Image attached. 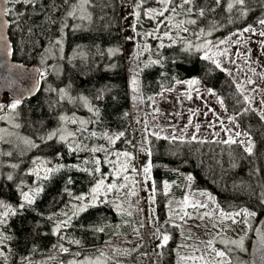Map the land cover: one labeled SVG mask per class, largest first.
Returning a JSON list of instances; mask_svg holds the SVG:
<instances>
[{
    "label": "trees",
    "instance_id": "obj_1",
    "mask_svg": "<svg viewBox=\"0 0 264 264\" xmlns=\"http://www.w3.org/2000/svg\"><path fill=\"white\" fill-rule=\"evenodd\" d=\"M72 2L78 3V0ZM129 2L135 3L134 0ZM229 2L234 3V0H221L219 6L214 0H193L192 5L178 7L175 14L165 13L170 20L157 18L162 21L158 35L163 36L167 31L172 37L171 40L167 36L161 41L136 35L142 87L140 111L154 113L155 95L173 89L177 80L192 78L202 81L215 91L224 101L227 113L234 114V121L252 138L255 147L253 153L248 154L243 151L242 146L218 143L220 140H173L151 133L147 135L157 188L162 189L163 181H171L175 196L185 192L209 193L214 197L216 206L224 212L235 214L242 209H248L256 213L255 216H248L251 229L244 237L247 249L243 252L233 244L215 243L227 255L218 264H241V261L249 264L252 233L264 216V203L261 202V194L264 193V120L248 107L249 97L235 80L223 69L216 68L212 60H203L202 57L210 46L219 44L230 35L255 26L259 20L264 19V0H246L245 6L234 4L231 12L227 9ZM52 3L53 0H39V4L46 5L44 11H41L39 4L35 8L15 5L18 11L24 13L18 23L15 21V12L7 16L10 20L9 35L13 44V58L26 64L38 65L45 72V76H40L41 88L38 94L22 102L16 109L20 131L31 137L39 147L22 156L16 150L10 151L9 144H1L3 152L0 150V199L16 206L19 201L17 185L21 181L32 187L40 184L45 190L31 208L22 214L9 217L7 223L0 226V232L12 237L0 244V251L5 253L4 257H0V264H39L41 258L48 256L67 263L96 255L107 259L108 264H148V245L145 241L132 244L124 239L112 242L108 240L109 224L119 219L113 203L101 204L95 209L74 216L69 226H61L56 231L57 223L68 218L63 213L71 215L72 205L79 203L63 192L67 178L71 176L74 180L72 185H68L73 195H81L89 193L93 186L94 179L91 175L75 168H65L48 181H37L28 174L33 167L34 156L51 161L49 167L63 163L91 170L94 167L91 161L99 159L102 173L106 175L112 169L111 165L104 163V152L92 153L84 150L71 153L67 144H62L56 137L52 141H41V136L59 127V115L67 112L66 101L60 100L57 93L47 91L49 85L53 88L69 86L73 93L86 96L93 108L99 109V117L87 109L84 110L86 121L92 122L85 126L87 131L77 132L78 137L69 143H81L88 148L104 146L109 149L108 159L111 160H116L114 153L117 151H128L134 155L137 146L133 123L137 116L132 118L136 106L129 98L120 13L127 3L122 6L118 0H93L89 6L92 17L90 21L68 17L66 22L70 26L79 25V28L64 30L62 54L49 41L60 38L59 24L70 9L61 0H55L58 10L51 11ZM9 7L13 5L9 4ZM143 7L159 9L161 5L158 0H146ZM187 7L193 8L192 13L185 11ZM241 7L246 8L247 15L240 14ZM201 8L206 10L204 17L198 15ZM49 16L55 18L57 23H50L47 19ZM191 19L197 20V24L184 23L180 29L174 27L180 21ZM156 24L157 20H149L142 14L136 31H152ZM29 27L31 32L27 30ZM185 27L189 31L184 32L182 29ZM201 29L204 30L203 35H200ZM209 31L211 35H208ZM208 41L211 44L207 48L196 51L197 45H204ZM161 42L165 47H159ZM187 43H191L193 48L185 52ZM144 44L150 46V51L146 54L140 51ZM53 46L55 55L49 57L46 50ZM109 48L118 51L110 55ZM61 55L64 59H60ZM41 57L45 58L44 62ZM156 59L161 63L145 67L148 61ZM54 67L56 71L53 70ZM57 71L59 75L56 74ZM97 93L101 94V99L95 98ZM120 131L125 135L115 145L102 138L103 133L111 135ZM91 132H96L97 135L90 136ZM141 137L140 135L139 138ZM57 152L62 154V158L56 155ZM85 160L90 163L84 164ZM133 161L135 163V159ZM13 164L18 167L12 168ZM8 174L13 175L12 181L7 180ZM189 175L193 177L191 181L187 179ZM159 195L158 191V216L159 221L163 222L166 217V204ZM50 216L51 220L48 219ZM208 216L203 214L201 221L204 222ZM163 229L171 230L173 237L167 245L161 247L162 253L159 257L152 251V255L155 254L153 264H176L179 253L175 237L179 227L165 222L159 228ZM192 236L196 237L193 233Z\"/></svg>",
    "mask_w": 264,
    "mask_h": 264
},
{
    "label": "rangeland",
    "instance_id": "obj_2",
    "mask_svg": "<svg viewBox=\"0 0 264 264\" xmlns=\"http://www.w3.org/2000/svg\"><path fill=\"white\" fill-rule=\"evenodd\" d=\"M129 1L130 0H118L119 4L122 6L127 3V5L121 9L120 13L130 91L129 98L134 106H136L133 115L135 117L137 116L133 120L137 146H135L134 155H132L135 160L137 157L138 164L136 165L132 160V165L139 169L149 159L151 160V157L140 150L141 147L150 149L147 137L148 133L166 136L169 139L175 136L176 139L220 141L226 140L229 135H232L238 141H248L249 139L252 141V138H250L234 121L233 117L235 115L227 113L224 103H220L222 100L221 97L215 91H213L215 95L210 94L208 91L209 87L202 81L193 85L184 82L192 78L177 83L173 89L164 90L160 94L155 95L153 97V103L156 107L155 112L151 114H142L140 111V102L142 98L141 75L137 58L139 56V49L137 48L136 33L132 30V25L136 23V21L134 16L130 15L135 8V3ZM87 11L90 12V7H88ZM78 16L79 13L77 14V17ZM248 28L250 29L249 31L243 30L234 33L225 38L223 43L220 42L219 44L210 46L206 52L212 57V61L216 60L220 63V68L226 71L235 80L246 96L249 97L248 107L252 108L261 116L264 114V35H260V33L264 32V25L258 23ZM129 36L133 37V39L127 40L126 37ZM54 47L55 46L51 47V52L48 53L49 57L55 55ZM57 47L59 48V46ZM140 51L142 54L148 52L142 51V46ZM58 53L61 54L59 51ZM133 76L138 80V88L135 92L132 90L131 84ZM13 101V99L8 97L0 103V105H3V108L0 109V117H3V119H0V150L3 152L1 144H9L11 147L9 148L10 151L16 150L19 152L18 154L24 156L28 155L34 148L25 144L22 138L30 139L34 143L35 141L21 132L19 127H16V125H19L16 110L13 111L8 107ZM85 108L87 109L86 106ZM143 115H145L144 121H142ZM139 116L141 118H139ZM81 120H86V118L81 117ZM197 126H199L198 131ZM59 127L67 129L68 125L67 123L61 122ZM236 132H240L241 135L235 137ZM140 135L142 136L141 138H139ZM193 136H195L196 139H192ZM56 138L59 139L58 136ZM5 153L7 154L9 152ZM37 158L44 161L43 158L38 156H34L32 161ZM38 166L39 164H33L32 169ZM125 174L131 178L127 181L129 187L121 188L118 191L114 190L108 193L106 197H102L107 201H112L115 208L116 205H120L119 210L116 208L119 219L109 224L108 240L112 242L124 239L132 244H138L142 240L145 241L150 246V264H153L154 255H152L151 248L153 249L152 246L155 242L152 237H156L157 234L156 232L151 233L150 226H155L160 223L157 207V192H160L159 196L166 204L165 222L173 224L180 219L181 225H183L185 222L183 220L188 218V214H185V210L180 216L177 214V208L183 207L182 201H180L181 198L174 194L173 182L167 181L171 186L167 195L164 194L163 186L162 189L156 187L153 202L150 199V197L153 196L152 187L155 182L152 170L147 182H145L142 172L132 173L131 170H129ZM106 176L108 177L106 182H115L118 185L126 183L122 178L119 180L115 178L113 169H111ZM132 180H135L134 185ZM132 187H135L137 194L127 195ZM209 195L212 199L208 198ZM190 198L192 199V204L203 203L207 205V207H192L191 231L196 236H192V261L185 260L183 257L179 258L178 255L176 257V264H218L221 260L225 259L227 255L225 254L224 257L217 256L216 252L223 250L215 246V243L223 242L231 244L230 241L245 237L251 229L248 217L243 215L235 216V214H233L237 221L233 223L231 219L221 215V212L224 211L216 206L214 197L209 193H204V195L190 194ZM205 213L209 216L202 222L200 217ZM170 218H172V220ZM245 220H247V223H245ZM202 224H204V227L206 226L213 230L209 229L210 231L208 230L205 234H199L204 228L201 227ZM184 225L189 227L186 224ZM140 235H143L142 239L137 238ZM209 241H211L210 245L208 243ZM239 249L242 252L247 249L245 238L243 249ZM154 250L159 252L161 251V247L158 249L154 247ZM185 251L186 250L182 251L180 256H183ZM146 259L148 262V257H146ZM38 263L108 264V261L104 257L96 255L86 256L83 259L72 260L65 263L63 261H58L52 256H48L41 258ZM240 263L245 264L243 261Z\"/></svg>",
    "mask_w": 264,
    "mask_h": 264
},
{
    "label": "snow or ice",
    "instance_id": "obj_3",
    "mask_svg": "<svg viewBox=\"0 0 264 264\" xmlns=\"http://www.w3.org/2000/svg\"><path fill=\"white\" fill-rule=\"evenodd\" d=\"M93 0H78V3H73L72 0H61V3L64 5L68 6V9L66 12V16L64 17L63 21L59 24V32H60V38L59 39H55L54 41H49L50 45H55V46H59V52L62 54L64 52V30L65 29H71V30H75L76 28H79V25L76 26H70L66 21L68 17H72V18H77V14L79 13L78 18L80 20H91V13L87 11L88 7L92 4ZM135 2V8L133 10L132 13H130V15L134 16L136 23H134L132 25V30L133 32L136 33L137 36L143 35V37L145 39H147L148 37H152L153 39H158V40H163L164 36H167L170 40L172 39V37L169 35V33L167 31H165L163 33V36L158 35V33L160 32L161 28V20H158L157 18H163V20H170V17L165 16V13L167 12H171L173 14L176 13L177 8H185V6L187 5H192L193 4V0H180L179 3H177V0H158L159 4L161 5V7L159 9L156 8H144L143 5L146 2V0H134ZM214 3L219 6L221 3V0H214ZM4 4H11L13 5V7H6V6H2ZM25 5V6H31L33 8H35L38 4H39V0H0V29H2L4 26L8 25V21L4 19V17L8 16L9 14L15 12V21L18 23L20 18L24 15L23 12L18 11L15 8V5ZM235 5H240V6H245L246 5V0H234L233 2H229L227 4V9L229 12H231L233 10V7ZM39 7L41 9V11H44L46 8V5L43 4H39ZM58 10L57 5L55 3V0H53V3L51 5V11H56ZM214 11V9H209ZM185 11L187 13H192L193 8L192 7H187L185 9ZM144 15L145 17H147L149 20H157V24L156 27L152 29V31H146L144 33H140L136 31V27L138 22L141 19V15ZM206 14V10L204 8L199 9L198 15L201 17H204ZM240 14L241 15H247V10L245 7H241L240 8ZM48 21L52 24H56L57 21L55 18H53L52 16L47 17ZM192 24L195 25L197 24V20L195 19H191V20H187V21H180L177 24L174 25V27H176L177 29H180L181 26L184 24ZM259 23L261 25H264V19L259 20ZM29 32L32 31L31 27H29L27 29ZM184 32L189 31L188 28H183L182 29ZM249 28H245L244 31H249ZM204 34V30L201 29L200 30V35ZM208 35H211V31L208 32ZM260 35H264V32L260 33ZM6 39V37L3 34H0V41H4ZM127 40H132L133 37L129 36L126 37ZM224 41H221V43H223ZM173 43H175V41H173ZM211 44V41L206 42L204 45H197L196 46V51H202L205 48L208 47V45ZM169 47L171 45H168ZM160 48L165 47V45L161 42L159 44ZM193 48V45L191 43H187L184 51L188 52ZM9 54H11V48L9 47L8 49ZM46 51H48L49 53L51 52V48L47 49ZM118 51V49H114V48H109L108 52L110 55H114L116 52ZM142 51H150V46L147 44H144L142 46ZM138 58V57H137ZM60 59H64V56L61 55ZM73 59H75V57H73ZM203 60H211L212 57H210L208 55V53L205 51L203 57ZM42 62H44L45 58L41 57ZM216 68H220L221 65L218 61L213 60L212 61ZM161 61L159 59L156 60H150L148 61L147 64H145V67H148L151 64H160ZM54 71H56L55 67L53 69ZM57 75H59V72H56ZM40 76L41 78H43L45 76V72H40ZM182 81L177 80V83H181ZM186 83H188L189 85H193V84H197L199 83L198 80L196 79H190L188 81H184ZM39 83V82H37ZM132 90L135 92L137 91L138 88V80L136 79L135 76H133L132 81ZM38 91V88H33L30 90L31 94H35V92ZM47 91L49 92H54L57 93L59 96L60 100H67L70 103H76L77 100L82 101L83 105L86 106L89 110V112H93L95 114L96 117H99L100 113H99V109H94L92 104L89 102L88 98L86 96H79V97H73L71 95H69L68 91L66 88H53L51 85H49V88L47 89ZM209 93L212 95H215V93L213 92V90L211 88L208 89ZM96 99H101L102 96L100 93H97ZM245 99H247V97H245ZM221 104L224 103L223 100L220 101ZM21 104V99L17 98L15 99L8 107L15 111L18 106ZM3 108V105H0V109ZM18 115V113H17ZM0 119H3V117H0ZM232 119V118H230ZM261 119L264 120V114L261 115ZM58 120L60 122H64V123H72V124H79L80 128H78L76 131H68L66 128H61V127H56L53 130L49 131L46 133L45 136H41L40 139L42 142H47V141H52L55 137H59V141L62 144H67L68 147V151L71 153H78L80 151H90L92 153H97V152H104L105 153V160L104 163H107L109 165L112 166L113 169V174L115 176V178L117 180L119 179H123L126 183L123 184H117L115 182H106V180L108 179V177L101 172V160L99 159H93L91 161V163L94 165V167L90 170L87 167L81 168L79 165H65L63 163H56L54 166L49 167L48 165L51 164V161H42L39 160V158L35 159L32 161V163L34 165L39 164L38 167L33 168L30 173H28L29 175H32L36 178L37 181H48L50 180L56 173L61 172V170L65 169V168H75L78 171H83V172H87L89 175H91L94 179V184L91 187L89 193L87 194H81V195H73L72 191L68 188V185H72L74 183V180L72 179L71 176H69L66 180V185L63 188V192L66 193L69 197H71L73 200L79 202L78 204H73L71 207V215H69L67 212H64L63 215L67 216L68 218L60 223H57L56 225V231L58 232L59 229L61 228V226H69L71 223V220L74 216H78L81 213H85L88 212L91 209H95L97 208L99 205L101 204H105V203H112L111 201H107L105 199H103L102 197H106L108 193L113 192L114 190L118 191L121 188H128L129 184L127 183V181H129L131 178L126 175L125 173H127L129 170H131L132 173H139L142 172L145 182H147V180L150 178L151 175V170L153 167L152 161L149 159L144 165H142L139 169L135 166L132 165V160L134 159L132 153L128 152V151H124V152H115L114 155L116 156V160H111L108 159V155H109V149L105 148L104 146H94L91 148H88L87 145L81 144V143H76V144H72L68 142V138L69 137H75L77 132H84L87 131V128L85 127L88 123H91L92 121H86V120H80L77 117H75V115L73 116H67V115H59ZM16 127H19V125H16ZM199 130V126H197V131ZM226 131H230V130H226ZM97 133L96 132H91L90 136H96ZM125 133L123 131L117 132V133H113L111 135H109L108 133H103L102 134V138L107 140L109 144L111 145H115L116 141L120 140L121 137H124ZM158 136V134H155ZM241 135L240 132H236L235 133V137H239ZM24 143L27 144L29 147L35 148V147H39V145L35 144L32 140L27 139V138H22ZM173 140L176 139L175 136L172 137ZM192 139H196L195 136L192 137ZM222 142L223 144L226 145H240L243 147V151L248 153V154H252L253 153V149L255 147V145L252 143L251 139H249L248 141H238L237 139H235L232 135H229L228 138L226 140L223 141H218V143ZM129 143H131L129 141ZM142 152H145L147 156L151 157L152 153L150 149L141 147L140 149ZM7 155H11V153H7ZM56 155L58 157L62 158V154L57 152ZM121 157L123 159H121ZM90 161L85 160L84 164H89ZM12 168H17L18 165L17 164H13L11 165ZM233 167H235V164L233 165ZM97 174H99V177H97ZM187 179L189 181H191L193 179V177L191 175H189L187 177ZM7 180L8 181H12L13 180V175L12 174H8L7 175ZM133 185L135 184V180H132ZM163 185V189H164V194L167 195L168 191L170 189V185L167 181H163L162 182ZM18 188V195H19V201L18 204L16 206H14L11 203L6 202L4 199H0V226H3L7 223L8 218L9 217H13V216H17L19 214H22L23 211L31 208L37 201V198L41 196V194L44 192L45 188L44 186L37 184V186H28L24 183V181H21L19 185H17ZM155 192H156V185L155 182L153 183V187H152V193L153 196L150 197V199L154 202V196H155ZM136 189L135 187H132L130 189V191L127 193V195H136ZM201 195H204V193H201ZM262 196V200L261 202L264 203V193L261 194ZM209 199H212V197L209 195L208 197ZM189 202V198L188 196L184 197V200L182 201L183 204H188ZM192 207H207V205L203 204V203H193ZM117 210H119L120 205H116ZM187 215V213H185ZM222 216H226L228 219H231L233 223H236L237 221L235 220L233 214L231 213H224L221 212ZM255 216L256 213L253 211H249L248 209H242L240 212H236L235 216ZM183 218V217H181ZM49 220L52 219V217H48ZM245 223H247V220H245ZM176 227H179L178 225H174ZM159 231V229L157 230ZM170 236L167 234H164L162 236V240L163 243L158 245V247H164L168 241L170 240ZM12 239L11 236H6L4 235L3 232H0V244H3V242L5 240H9ZM76 243H79V241H76ZM209 245L211 244V241L208 242ZM231 244L233 245H237L239 248L243 249V244H244V237H241L239 240H232L230 241ZM260 248H261V255H260V264H264V234L261 235V241H260ZM63 251H68L67 249H63ZM216 255L219 257H224L225 253L223 251L220 252H216ZM5 253L3 251H0V257H4ZM6 259V257H5Z\"/></svg>",
    "mask_w": 264,
    "mask_h": 264
},
{
    "label": "water",
    "instance_id": "obj_4",
    "mask_svg": "<svg viewBox=\"0 0 264 264\" xmlns=\"http://www.w3.org/2000/svg\"><path fill=\"white\" fill-rule=\"evenodd\" d=\"M2 6L9 7V4ZM9 23L0 29L6 39L0 41V103L6 99L13 100L19 98L21 103L36 96L41 88L40 72L41 68L36 64H26L13 58V44L9 35L10 20L4 17ZM9 47L11 54H9ZM39 82V83H37ZM38 88L35 94L30 90ZM264 234V216L256 224L249 249V264H260V241Z\"/></svg>",
    "mask_w": 264,
    "mask_h": 264
},
{
    "label": "crops",
    "instance_id": "obj_5",
    "mask_svg": "<svg viewBox=\"0 0 264 264\" xmlns=\"http://www.w3.org/2000/svg\"><path fill=\"white\" fill-rule=\"evenodd\" d=\"M139 118H141V117L139 116ZM144 120H145V115H143V117H142V121H144ZM142 127H143V125H142ZM185 196H188L189 202H188V204L182 203L183 208H177V214L180 216V214H182L185 210V212L188 214V218L184 219L183 221H185L184 224L188 225L189 227L185 226L184 224L181 225L180 219L177 220L175 223H173L174 225H179L178 233L175 237V244H177V251L179 253V258L183 257L185 260L192 261V231H191V226H192V199L190 198V193H187V192H185L184 194H182L178 197L181 198L180 201H183ZM170 219L172 220V218H170ZM164 224H165V220H164V222H160L159 224H157L155 226L149 225L150 229H151L150 230L151 233L156 232V234H157L156 237H152L155 244L152 246L153 249L151 248L152 251L156 252L157 257H159L161 251L157 252L156 250H154V247L156 249H158L159 248L158 245L163 243L162 236L164 234H167L171 237L170 240L168 241V243L172 240V237H173V234H172L171 230H169V229H163V230L157 231ZM142 236L143 235H140L137 238L142 239ZM184 250H186V251L183 253V256H180L181 252ZM154 256H155V254H154ZM178 261H180V260H178Z\"/></svg>",
    "mask_w": 264,
    "mask_h": 264
},
{
    "label": "flooded vegetation",
    "instance_id": "obj_6",
    "mask_svg": "<svg viewBox=\"0 0 264 264\" xmlns=\"http://www.w3.org/2000/svg\"><path fill=\"white\" fill-rule=\"evenodd\" d=\"M64 88H66L67 91H68V93H69V95H71L73 97H79V96H81L79 94L73 93L74 91L69 86H66ZM65 101L67 103V112H66L65 115H67V116H73V115H75V117H77L80 120H81V117L84 118V110L86 108L83 105V102L82 101L77 100L76 103H70L66 99H65ZM67 125H68V128H67L68 131H76L80 127L79 124L67 123ZM77 137L78 136H77V133H76V136L75 137H69L68 142L69 141H72V140H75Z\"/></svg>",
    "mask_w": 264,
    "mask_h": 264
},
{
    "label": "built area",
    "instance_id": "obj_7",
    "mask_svg": "<svg viewBox=\"0 0 264 264\" xmlns=\"http://www.w3.org/2000/svg\"><path fill=\"white\" fill-rule=\"evenodd\" d=\"M206 230V228L205 229H203L202 231H200L199 232V234H202V233H204V231Z\"/></svg>",
    "mask_w": 264,
    "mask_h": 264
}]
</instances>
